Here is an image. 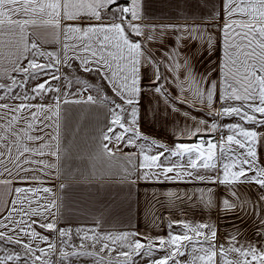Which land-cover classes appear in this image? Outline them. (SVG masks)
Instances as JSON below:
<instances>
[{
    "label": "snow or ice",
    "instance_id": "6c2138e0",
    "mask_svg": "<svg viewBox=\"0 0 264 264\" xmlns=\"http://www.w3.org/2000/svg\"><path fill=\"white\" fill-rule=\"evenodd\" d=\"M209 3L204 0L205 6ZM220 5V11L212 5L208 16H191L193 21H219L209 30L197 23H134L145 19L141 0H0V57L8 65L0 71V80L10 82L0 83V165H4L0 186L11 196L10 204L4 202L6 214L0 219V241L4 242L0 244V264H54L50 257L56 254L61 264L70 254L97 256L96 264H135L136 256L148 258L149 264H182L178 257L185 255L184 248L193 241L201 247H193L199 254L188 264H264V159L259 153L264 143V0H220ZM41 29L43 40L36 31ZM170 36L175 39L168 43ZM49 44L55 49L46 50L44 45ZM189 44L194 47L185 52ZM217 51L222 55L216 67L197 71V53ZM73 62L82 72L105 81L120 102L99 95L100 89L86 80L63 75L61 68L71 69ZM43 77L47 79L36 83L30 93L15 91ZM73 85L79 86L75 92ZM89 90L99 98L85 97ZM46 98L51 102L30 103ZM6 100L20 103L2 102ZM146 100L148 104L155 101L154 112L162 105L163 110L177 113L181 112L177 105H184L210 119L183 112L192 124L175 129L176 142L169 146L141 131L148 110ZM81 103L107 107L99 154L109 160L122 159V182L194 185L153 193L160 207L168 209V216L158 221L149 211L150 223L156 226L166 220V235L76 229L81 241L78 247L92 251H66L77 245L69 243L71 229L58 227L57 193L70 185L43 184L46 178L72 179L61 172L59 163L61 105ZM225 118L236 122L221 124ZM38 126L43 134L32 135ZM49 128L51 133L46 131ZM26 141L43 142L31 147ZM124 148L135 151L124 152ZM45 155L55 162L34 158ZM37 170L40 176L24 175ZM15 182L25 186L13 188ZM33 182L40 186H29ZM221 187L226 195L217 203ZM154 207L150 205V210ZM185 207L217 208L225 217L231 214L251 221L253 239H240L243 232L234 226L225 242L217 244L215 224L172 218L173 212ZM37 227L55 232L57 241L42 235ZM8 244L19 245L20 250L4 246ZM156 252L164 254L153 259Z\"/></svg>",
    "mask_w": 264,
    "mask_h": 264
},
{
    "label": "crops",
    "instance_id": "0c3cea01",
    "mask_svg": "<svg viewBox=\"0 0 264 264\" xmlns=\"http://www.w3.org/2000/svg\"><path fill=\"white\" fill-rule=\"evenodd\" d=\"M141 14L145 17L140 21L134 23H140L142 25H184V24H200L202 27L212 30L215 28L219 21H209L205 22L203 20L193 21L191 16L193 14H198L201 17H205L211 14L215 5V10L220 11L221 5L220 0H210V3L205 6L204 0H141ZM195 5H200V7H195ZM185 17H188L187 19ZM40 33V39L45 38L44 30H36ZM219 35V33H217ZM35 39V37H32ZM175 39L174 36L168 37V43H171ZM46 50H54V45H44ZM193 45L189 44L185 52H190L193 49ZM155 51V47H154ZM222 52L217 51L214 54L209 55L204 53L200 55L197 53L194 63L196 64L197 71L204 73L207 70H212L219 63V57ZM7 62L0 57V71H3L7 67ZM73 66L79 69L77 63L73 62ZM67 68V67H62ZM12 75H16L13 73ZM215 76L216 73L214 72ZM100 78V77H99ZM47 77H43L41 80L35 83L43 82ZM102 86L106 91V96L111 99H116L117 102L119 98L114 97L111 88L107 85L105 81L100 78ZM0 83H10L7 80H0ZM53 84L57 83L52 81ZM34 82H29L26 84L23 90L16 89V92L27 91L30 93V89L34 87ZM3 92L0 91V95ZM91 94L86 92L83 95ZM92 95V94H91ZM76 99H81V97H76ZM2 102H8L12 104H18V100H6ZM51 101L45 99L43 101L37 99L30 101L32 104H48ZM147 105V112L143 117L141 131L147 134L149 137L155 138L158 141L165 143L166 145H173L176 141L173 136V131L178 127H182L185 123L191 125V118H185L182 114L187 111L190 112L191 116L203 117L205 119H210L204 116L203 113L189 109L184 105H177L181 112L173 113L170 111L163 110L161 105L159 109L155 112L156 108L155 101ZM35 109H33L34 111ZM107 107L103 104H70L61 105V127H60V147H61V172L63 174H70L72 179H45L43 186L53 187L58 184L70 185L64 191L58 192L59 197V213H58V227L66 228L72 230V237L69 241L70 244H80V238L76 235V229H93L95 228L98 233H120L123 231H139L147 233L154 237L164 236L167 233V228L165 224L158 223L153 226L150 221L152 220V215L149 214L151 211L157 217L159 221L160 217L168 216V209L160 207L156 202L158 197H154L153 193L159 194L162 189H175V188H185L194 187V185L185 184H172V183H145L140 180L135 184L128 182H122V176L124 173V162L122 159H112L109 160L107 157H103L99 154L100 146V134L101 130L105 129L107 123ZM221 124H227L236 122L234 119L225 118L219 121ZM51 123V122H49ZM49 133L52 132V128L47 129ZM32 135H42L39 131V126L37 130L31 133ZM225 135L227 133L225 132ZM43 141L27 142L29 146L36 147ZM54 143V142H53ZM112 147V145H109ZM124 152H134L135 149L124 148ZM259 153L261 158L264 159V143L259 146ZM15 154V153H13ZM35 159L49 160L50 162H55V158L48 155L43 157H34ZM4 165H0V170H3ZM8 167H12L8 164ZM26 167L39 168V165H26ZM13 171L15 169L13 168ZM55 171V170H53ZM24 175L40 176L41 173L37 170L36 172L24 173ZM11 179V177H9ZM25 186L20 182H15L12 187ZM29 186H40L36 182H33ZM204 187H217L215 185H202ZM250 191L255 192V189ZM226 195L223 188L217 189L216 198L217 203H219L220 197ZM162 199V197H159ZM11 196H9L4 187L0 186V219L6 214V208H4V202L8 201L10 204ZM155 204L154 208L150 205ZM181 212H186V215H182ZM173 219H187L189 221H207L213 223L217 226L218 234L221 233V229L225 227V221L230 220L221 215L217 208L205 209L201 211L200 209H188L182 208L181 211H175L172 214ZM35 219V218H34ZM234 221H240V219L234 216ZM42 235H46L52 241H57V234L55 232H47L43 229L37 227L36 229ZM14 235L13 233H9ZM24 241L27 242L28 238L23 237ZM222 238L217 237V244L222 243ZM0 241V244H3ZM87 243V242H86ZM196 248L201 247L200 244L195 241L189 244L188 248L184 249V258L191 259L194 255L199 253L193 252V245ZM7 246H12L17 250H20L19 245L8 244ZM41 247H46L45 244H41ZM97 246V251H98ZM69 248H66V251ZM92 250V249H91ZM74 251V250H73ZM106 255V254H101ZM52 257V256H51ZM50 257V259H51ZM98 258V257H97ZM144 260L143 256L134 257L135 261Z\"/></svg>",
    "mask_w": 264,
    "mask_h": 264
},
{
    "label": "rangeland",
    "instance_id": "374dc122",
    "mask_svg": "<svg viewBox=\"0 0 264 264\" xmlns=\"http://www.w3.org/2000/svg\"><path fill=\"white\" fill-rule=\"evenodd\" d=\"M61 73L63 75L68 76V78L70 80H75L76 78H80L81 80H86L91 86L92 88H98L100 89V93L99 95H106V91L104 89V87L102 86V82L99 78V76L92 74V73H81L80 71H78V69L76 67H72L71 69L69 68H61ZM34 82L33 85H35L36 81H32ZM79 87L78 85H73L72 86V91L75 92L76 88ZM89 92L94 95L97 96V98H99L98 94L95 91L89 90ZM227 219L230 220H226L225 221V227H223L221 229V233L222 234H218L217 237L222 238L221 241L222 243H224V238L225 236L229 233L232 232L234 230V226L236 228H239L242 230L243 235L240 237V239H253V229H254V225H252L251 221H234V216H232L231 214L229 216H227ZM174 231H178V229H174ZM152 236V235H151ZM197 244L193 245V247H196ZM5 247L12 249L14 247L12 246H7L4 245ZM79 244H77V248L73 249L71 247H69V249H67V251L69 253L73 252V250L80 252V253H85V252H90L92 251L90 247H85V248H79L78 247ZM189 246V245H188ZM188 246H186L185 248H188ZM184 248V249H185ZM164 253L163 252H156L153 259L155 258H159L160 256H162ZM97 256H93V255H84V254H78V255H68L66 258L63 259L62 264H96L97 261ZM178 259L182 262V264H188V262L191 261V259H187L184 258V256L178 257ZM51 260L54 261V264H61V258L58 254L53 255L51 257ZM135 264H149V259L144 257V260H138L135 261Z\"/></svg>",
    "mask_w": 264,
    "mask_h": 264
}]
</instances>
